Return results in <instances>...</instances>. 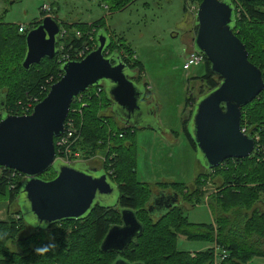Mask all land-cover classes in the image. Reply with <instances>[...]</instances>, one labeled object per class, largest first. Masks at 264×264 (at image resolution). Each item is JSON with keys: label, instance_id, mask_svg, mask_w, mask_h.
Segmentation results:
<instances>
[{"label": "trees", "instance_id": "16d2710c", "mask_svg": "<svg viewBox=\"0 0 264 264\" xmlns=\"http://www.w3.org/2000/svg\"><path fill=\"white\" fill-rule=\"evenodd\" d=\"M133 1H115L114 5L110 7L112 8L111 13L125 10ZM183 1L184 4H187L194 3L197 0ZM230 1L232 3V0ZM237 1L244 10V16L241 15L242 19L237 20L236 13V24L233 29L234 35L239 22H242L243 19L264 25V0ZM105 4L108 5V3ZM183 10L185 11V7ZM40 12V16L44 18V16L51 13V10L50 13H43L40 9ZM59 26L60 36L56 45L58 53L55 58L53 60L44 59L38 66H33L26 72L22 69V62L26 54L25 39L27 33L19 34V26L0 25V44L5 42V45H13L15 48V56L19 59L16 65H10L15 58L12 53L9 59L12 56L14 57L9 62L5 64L0 62V77L6 83L4 85V81L0 80V106L1 103L4 105L3 108L2 106L0 107V120L3 115H22L21 107L13 106L16 101L21 100L20 103H29L31 101L33 106L43 101L47 96L45 89H49L50 85L53 84L49 86L45 85L46 80L55 73V70L62 75L60 72L61 64L57 69L53 66L55 60L61 55L69 54L72 56L74 51L87 47L89 42L94 46L91 50H95L97 46V35L101 31L106 30V27L103 26L92 36V34H89L91 28L87 27L86 24L67 27L65 29L66 31L63 30L64 28L61 24ZM67 30H73V33L68 36V34L66 35ZM77 33H80L81 37H77ZM91 36L93 37V41L90 40ZM235 36L237 37V35ZM109 40L110 44L107 47L105 57H110L114 54L118 55L131 71L137 72L138 76L134 78V81L137 83L143 81V65L134 58L132 52V55H126V57L121 55L120 51L113 46V41L110 36ZM239 41L245 46L248 52L249 62L261 71L264 80V63L260 67L253 64L251 61L250 47L245 42H242L241 39ZM61 43H64L68 47L66 53L60 50ZM259 49L262 48L259 46ZM262 51L264 52V49ZM43 64L46 65L45 69L47 68V72L44 70L40 74H34L31 80L21 79L24 75H32ZM7 66H12V69L10 70ZM203 67L205 68V74L201 78H194L188 81H200L206 86L208 92H210L218 86L219 81L210 72V64L206 57L204 58ZM6 76L7 79H4ZM15 88H17V91H15ZM98 88H90L75 99L65 121V129L67 121L71 117L75 118L73 115L75 109L79 110L81 105L85 104V109H82L80 113L78 112L76 114L78 122L76 121L75 125L77 131L80 133L81 139L76 145L74 144L75 146L72 148V152H79L83 158L101 157V163H99L104 174L118 187L119 198L117 206L114 208L96 206L82 220L63 221L53 224L45 230L30 229L23 221L19 211L10 213V217L6 221H0V264H25L28 261L35 264L41 263L39 259L43 258L35 252V248L38 247L37 245L40 244L42 239L49 243L52 238H54L56 244L53 250H57V252L53 251L56 253L54 255L55 257L59 255L57 262L58 260H65L66 257L69 259L73 257V264H87L85 262L86 258L81 253L84 252V249H93L98 257L100 256L106 259L107 264H113L118 258H122L131 264H159L156 262L158 255L160 256L159 261L162 264H213V250L191 256L177 249L178 237L176 235L184 236L191 241L209 242L220 247L228 255L222 264H248L254 258H264V154L261 155V158L254 156L246 160L226 161L218 168L210 170L206 174L205 177L209 178L213 173H220L226 169V172H229L230 169L226 168L227 166L225 165L231 167V165L236 164L240 167L242 175L246 176V181L244 182L241 179L237 181L240 176H233L231 177L232 179L229 178L230 183L226 181L217 190L216 196L212 197V200L207 203L213 225L187 224V220L184 217L183 206L185 203L188 204V202L193 201L194 196L197 195L195 197V205H192L194 208L196 205L199 206L204 198L202 196L204 194H197L198 191H201L198 184L199 179L194 180L191 186L181 184H162L158 186L162 188L160 189L162 192H166V189L169 188L166 185L174 188L170 193L176 194L181 202L165 216L157 219L152 218L148 214L147 209L145 210V205L148 206L153 196V191L150 186L136 181L135 167L137 162L134 156L129 154L133 145L128 142L125 143V140L134 134L135 128L120 124L113 115L112 117H107L105 114L99 113L97 116H93L91 111H86V108L100 110L102 107H107L108 109H106H110L111 111L109 101L106 97H103L102 87H100L102 89L101 93L96 94ZM195 102L187 98L185 107L189 105L194 107ZM249 108L252 109L248 110ZM192 112L189 120L182 121V131L190 147L196 151L193 140L187 131V125L191 119ZM246 112V117L249 120L247 123L249 126L254 127L252 129L249 128L248 135L252 137L258 135L262 145L260 146L264 149V92L258 99L242 109L241 128L244 126ZM84 116L88 118L84 120ZM109 119L113 120L112 124L116 129L109 127ZM79 125L82 127H79ZM103 127L107 128L106 132ZM57 141L58 139L55 138V151L57 157H59L56 146ZM102 159L105 160V163L102 162ZM90 164L92 166H95V164L98 165L96 162ZM51 171L53 172V170ZM109 172H111V176H109ZM53 173L54 177L50 180L42 179L41 176L43 174L40 176V179L43 181H51L56 177V173ZM24 180L25 177L23 175L13 170L0 168V201L5 200L9 208L15 206ZM250 184H254L255 186L253 187ZM163 186L166 188H163ZM184 191L186 192V199L183 195ZM188 191L191 192L189 193ZM118 209L132 210L136 213L138 221L144 228L143 235L122 254L102 253L100 251V245L108 230L112 226L121 224V216ZM142 217H145L147 222L141 221L140 218ZM83 230L85 231L83 232ZM26 232L31 233L25 235ZM83 233H88V235ZM30 241H34V245H29L28 243ZM10 243L15 246L21 245L24 249L23 253L19 254L17 251L11 250L8 247ZM78 249L81 252L74 254ZM63 250L66 253H64V256H62ZM139 250L144 254L150 252L153 263H149V260H145L142 256L132 261L131 257L134 251ZM162 250H168V252L160 255ZM80 259L81 262H79ZM100 259L102 261V258ZM64 260H62L63 262L61 261L62 263L58 262V264H64ZM91 263L95 264L93 260ZM97 264H100L99 260Z\"/></svg>", "mask_w": 264, "mask_h": 264}, {"label": "water", "instance_id": "95a60500", "mask_svg": "<svg viewBox=\"0 0 264 264\" xmlns=\"http://www.w3.org/2000/svg\"><path fill=\"white\" fill-rule=\"evenodd\" d=\"M195 21L193 49L206 57L210 72L219 84L197 99L188 123L192 129L189 131L187 125V131L204 167L210 171L226 161L251 157L255 141L242 132V109L264 92V80L261 71L249 62L245 46L233 33L236 9L230 0H202ZM103 32L96 37L94 51L81 61L61 65V79L50 87L45 99L30 115H3L0 120V168L25 177L19 196L22 194L28 203L36 230L84 219L98 206V198L109 196L113 191L104 173L98 174L93 168L75 170L64 163L53 171L56 173L53 180L40 179L56 162L54 139L63 135L70 107L78 96L105 83V97L116 120L130 128L151 130L144 124L149 110L143 103L145 88L126 74L131 70L118 55L105 57L110 40ZM59 36L60 26L49 16L30 30L25 39L22 69L27 72L44 59L53 60L58 53ZM1 106L4 105L1 103ZM180 202L176 194L166 195L161 191L152 196L147 212L157 219ZM118 211L121 224L108 230L100 245L102 253L122 254L143 235V225L134 211ZM113 264L131 263L118 258Z\"/></svg>", "mask_w": 264, "mask_h": 264}, {"label": "rangeland", "instance_id": "374dc122", "mask_svg": "<svg viewBox=\"0 0 264 264\" xmlns=\"http://www.w3.org/2000/svg\"><path fill=\"white\" fill-rule=\"evenodd\" d=\"M115 1L118 0H0V25L24 26L29 31L35 29L45 17L49 16L61 24L64 31H66L65 29L67 27L73 25L86 24L87 27L91 28L89 34H92V36L100 28L105 26L106 30L103 32L104 35L107 38L110 36L113 41V46L120 51L121 55L126 57V55H132V52L134 58L144 67L143 81L140 83L148 93L145 100L149 107L148 117L144 124L151 130L144 129L145 127H135L134 134L125 140V143L128 142L133 145L129 154L134 156L137 162L135 167L136 181L150 186L153 195H157L161 192L160 189H162L158 186L162 184L191 186L194 180L199 179L198 184L201 191H198L197 194H204L202 195L204 198L199 206L196 205L197 207H194L195 209L192 205L195 203V197L197 195L194 196L193 201L188 202V204L185 203L183 206L184 217L187 220V224L213 225L207 203L212 200V197L216 196L217 190L226 181H229V178L240 176L237 181L241 179L244 182L246 181V176L242 175L240 167L235 164L231 165V167L225 165L227 166L226 168L230 169L229 172H226V169L220 173H213L209 178L205 177L209 173V170L204 167L197 151H194L190 147L182 131V121L189 120L190 114L193 111L191 105L185 107L186 99L189 98L196 101L208 93V89L202 82L188 81L194 78H201L205 74L203 65L194 67L189 71H183L182 68L184 54L194 51L193 40L196 35L195 17L202 1L197 0L194 3L184 4L183 0H134L125 10L111 13L112 8L110 7L114 5ZM104 2L108 3L109 6ZM232 3L236 7L237 20L242 19L241 15L244 16L242 6L237 0H232ZM42 6H47L51 10V13L47 14L48 16H44V18L40 16ZM184 7L185 11L183 10ZM72 33L73 30H67L66 35L68 34L69 36ZM235 35L250 47L252 63L259 67L262 66V63H264V52L262 51L264 49V25L243 19L242 22H239L235 30ZM92 36L90 38L91 41H93ZM259 46L262 49H259ZM87 48L91 50L94 46L89 42ZM67 49L68 47L64 43H61L60 50L66 53ZM189 49L190 51H187ZM12 53L15 56V48L13 45H5V42L0 44V62L2 64L9 62L14 57L12 56L9 59ZM61 58L60 56L53 63L55 69L61 64ZM18 62L19 59L15 56L12 63L9 64L16 65ZM45 66L43 64L32 75H24L21 79L31 80L34 74H40L44 70L47 72ZM7 68L11 70L12 66H7ZM56 71L46 80L45 85L55 84V82L57 83L61 79L62 75ZM126 74L132 78L138 76L137 72L129 70ZM4 79H7V76ZM0 80H3V78L0 77ZM4 85H6L5 81ZM100 86L104 89L103 97H105L107 85L101 83ZM49 89H45L47 94ZM15 91H17V88H15ZM20 102L21 100L16 101L13 106L21 107V116L30 115L35 106L26 102ZM85 107L86 105L82 104L79 110L75 109L73 113L75 118H70L74 124L76 121L78 122L76 114L78 112L80 113ZM106 108L102 107L100 110L86 108V111H91L93 116L101 113L107 117H112L110 109L107 110L108 108ZM246 114L247 112L245 113L243 129L248 134L249 128L252 129L254 127L249 126L247 123L249 120ZM87 118L86 116L83 117L84 120ZM109 120V127L116 129L112 124L113 120ZM119 126L121 125L119 124ZM79 127L82 126L79 125ZM190 128L192 129L191 125L188 124L189 131ZM104 129L106 132L107 128L105 127ZM253 139L261 145L258 135L253 136ZM256 158H261V156L258 155ZM93 162L100 165L101 157L87 164L84 162H75L71 167L75 170L95 168L98 174H103L104 171L101 165L98 166L95 164V166H92L90 163ZM61 163V161L56 160L51 169L55 171L56 168L62 165ZM53 177L54 173L51 170L46 171L41 176L42 179L46 180H50ZM110 184L113 190L112 194L98 198L97 204L102 208H114L117 206L119 198L118 187L112 181ZM250 185L255 186L254 184ZM166 186L169 187L166 189V192L170 193L174 190L171 186ZM163 188L166 187L163 186ZM188 192L190 193L191 191ZM185 194L186 192L184 191L183 195L186 199L187 196ZM147 207L145 205V210ZM16 211H19L23 221L30 229L37 228L35 218L30 213L29 205L22 194L19 196L16 205L12 206V208L8 207V203L5 200L0 201V221H6L10 217L9 214ZM140 220L147 222L145 217L140 218ZM30 233L26 232L25 235H29ZM83 234L88 235V233ZM176 236L178 237L177 249L191 256L213 250L214 248V244L209 242L191 241L184 236ZM34 243V241H30L28 244L32 246ZM47 244L48 242L42 239L37 246L42 247ZM8 245L11 250L17 251L19 254H22L24 251L21 245L15 246L12 243ZM53 251L57 252V250L52 249L47 253L39 254L43 259H39L41 263L38 264L62 263L64 259L58 260L57 262L59 255L55 257L54 254L56 253ZM79 252L81 251L78 249L74 254ZM167 252L168 250H162L159 253L161 255ZM64 253L65 250L62 251V256L66 254ZM81 254L86 258L87 261L85 260V262L87 264H92V260L95 264H97L98 260L100 264L108 263L104 257H98L93 249H84V252ZM218 254L221 255L220 252ZM141 256L145 260H149V263H153L151 253L144 254L141 250L134 251L131 260L135 261ZM159 257L158 255L156 262L162 264L159 261ZM72 258L69 259L66 257L64 264H73ZM100 258H102V261ZM79 262H81V259ZM25 264L35 263L28 261ZM213 264H219L215 257L213 258ZM248 264H264V258H254Z\"/></svg>", "mask_w": 264, "mask_h": 264}, {"label": "built area", "instance_id": "2783aa9c", "mask_svg": "<svg viewBox=\"0 0 264 264\" xmlns=\"http://www.w3.org/2000/svg\"><path fill=\"white\" fill-rule=\"evenodd\" d=\"M41 11L43 13H50V9L47 6H42ZM18 32L19 34H25L27 33V30L24 26H19ZM76 36L81 37V34L77 33ZM92 51L93 50H89L87 47H83L79 50L74 51L72 56L69 54L61 55L62 58L60 63L62 65L67 62L81 61L86 55H88ZM204 58L205 56L203 54L197 53L195 51H192L191 53L188 54L187 53L184 54L183 67H182L183 71H189L194 67L203 65ZM101 91L102 89L99 87L97 89L96 94L98 95L99 93H101ZM28 104L32 105V102L30 101ZM24 113L27 114L26 112ZM242 132L245 134L244 129H242ZM57 139L58 141L56 142V146L58 149L59 157H57L56 155V160H59L66 165H72L75 162L88 163L91 162L92 160L99 159V157L83 158L79 152H72V148L77 144V142L80 141V136L77 131L76 125L71 119L67 121L66 129L64 130L63 135ZM262 154H264V149L261 148L260 144L257 141H255V148L253 150L251 157L254 156L258 157V155L261 156ZM102 162L105 163V160L102 159ZM109 176H111V172H109ZM213 252H214V257L216 258V261L219 264H222V262L227 258V253L216 245L213 248ZM219 252L221 253V255L218 254Z\"/></svg>", "mask_w": 264, "mask_h": 264}, {"label": "clouds", "instance_id": "9594fccd", "mask_svg": "<svg viewBox=\"0 0 264 264\" xmlns=\"http://www.w3.org/2000/svg\"><path fill=\"white\" fill-rule=\"evenodd\" d=\"M56 247V244L54 242V238L50 239V242L42 247H36L35 252L39 254L47 253L48 251L54 249Z\"/></svg>", "mask_w": 264, "mask_h": 264}, {"label": "flooded vegetation", "instance_id": "af4514ba", "mask_svg": "<svg viewBox=\"0 0 264 264\" xmlns=\"http://www.w3.org/2000/svg\"><path fill=\"white\" fill-rule=\"evenodd\" d=\"M132 81L135 82V81H134V78L132 79ZM135 83H137V82H135ZM145 91H146V90H145ZM147 94H148V93H147V91H146V95H147ZM145 99H146V98H145ZM145 99L143 100V103H146V104H147V101H146ZM196 101H197V100H196ZM93 169H95V168H93ZM166 194H167V193H166ZM169 195H171V194H169Z\"/></svg>", "mask_w": 264, "mask_h": 264}, {"label": "crops", "instance_id": "0c3cea01", "mask_svg": "<svg viewBox=\"0 0 264 264\" xmlns=\"http://www.w3.org/2000/svg\"><path fill=\"white\" fill-rule=\"evenodd\" d=\"M190 49H191V48H190ZM190 49H189V50H187V51H190ZM86 164H87V163H86ZM165 193H167V194H171V193H168V192H165ZM167 194H166V195H167ZM214 246H215V244H214Z\"/></svg>", "mask_w": 264, "mask_h": 264}]
</instances>
